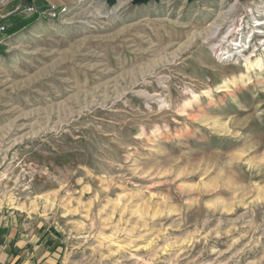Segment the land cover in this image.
<instances>
[{
    "label": "rangeland",
    "instance_id": "obj_1",
    "mask_svg": "<svg viewBox=\"0 0 264 264\" xmlns=\"http://www.w3.org/2000/svg\"><path fill=\"white\" fill-rule=\"evenodd\" d=\"M240 17L264 0L0 8V231L57 264H264V69L223 87L245 59L212 49Z\"/></svg>",
    "mask_w": 264,
    "mask_h": 264
},
{
    "label": "crops",
    "instance_id": "obj_2",
    "mask_svg": "<svg viewBox=\"0 0 264 264\" xmlns=\"http://www.w3.org/2000/svg\"><path fill=\"white\" fill-rule=\"evenodd\" d=\"M38 229L27 230L25 233L17 232L10 228V230L0 231V236L4 238L0 242V264H57L58 252L61 249L58 245H54L49 235L50 232L45 233ZM38 235L41 237V241L38 244H31L30 242H37L38 239L34 237ZM31 237L29 239H23V237ZM28 248L26 246L28 245ZM26 254L29 255L26 256Z\"/></svg>",
    "mask_w": 264,
    "mask_h": 264
},
{
    "label": "built area",
    "instance_id": "obj_3",
    "mask_svg": "<svg viewBox=\"0 0 264 264\" xmlns=\"http://www.w3.org/2000/svg\"><path fill=\"white\" fill-rule=\"evenodd\" d=\"M10 2H12V0H0V8L9 5ZM30 8L33 9L34 7L30 6ZM66 11L67 7L52 6L48 11V15L51 18H55L61 14H65ZM258 21L260 20L257 19L251 28L247 26L246 22L243 23V17L237 20L234 19V21L229 23V28H227L226 31L228 35L213 45L212 49L215 56L221 61L235 62L238 59L243 61L246 56L258 54V50L264 48V43H261L258 37L260 36V29L264 30V25H256ZM6 29L7 26L5 24L1 25L0 33L6 31ZM255 29L257 30L256 32L253 31ZM256 45L257 47H254Z\"/></svg>",
    "mask_w": 264,
    "mask_h": 264
},
{
    "label": "bare ground",
    "instance_id": "obj_4",
    "mask_svg": "<svg viewBox=\"0 0 264 264\" xmlns=\"http://www.w3.org/2000/svg\"><path fill=\"white\" fill-rule=\"evenodd\" d=\"M256 25H261L263 26L264 25V22L262 21H258V23ZM261 32V31H259ZM228 35V34H227ZM264 36V35H263ZM226 36L223 35L221 37V39H224ZM264 38V37H262ZM260 39V42H264V39ZM264 54V51L262 52V55ZM244 69H243V72H240L238 75L235 76V78L233 80H230L229 82L228 81H225L224 84H223V87H226L227 85H232L234 84V81L235 82H243L246 78H247V75L248 73L252 72V71H255V70H258V71H262L264 69V58H253L250 56H246L245 60H244V65H243ZM223 87H219L217 88L216 90L217 91H222V88ZM208 91H206L207 93Z\"/></svg>",
    "mask_w": 264,
    "mask_h": 264
},
{
    "label": "trees",
    "instance_id": "obj_5",
    "mask_svg": "<svg viewBox=\"0 0 264 264\" xmlns=\"http://www.w3.org/2000/svg\"><path fill=\"white\" fill-rule=\"evenodd\" d=\"M15 27H16V26H14L13 24L10 25V27L8 28V31H12V32H13V31L15 30Z\"/></svg>",
    "mask_w": 264,
    "mask_h": 264
}]
</instances>
